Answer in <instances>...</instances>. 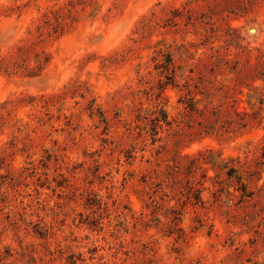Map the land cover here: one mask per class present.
Segmentation results:
<instances>
[{"label": "rangeland", "instance_id": "1", "mask_svg": "<svg viewBox=\"0 0 264 264\" xmlns=\"http://www.w3.org/2000/svg\"><path fill=\"white\" fill-rule=\"evenodd\" d=\"M0 264H264V0H0Z\"/></svg>", "mask_w": 264, "mask_h": 264}]
</instances>
